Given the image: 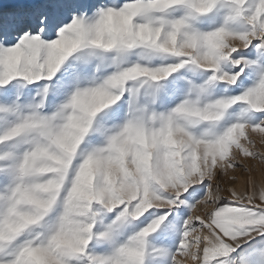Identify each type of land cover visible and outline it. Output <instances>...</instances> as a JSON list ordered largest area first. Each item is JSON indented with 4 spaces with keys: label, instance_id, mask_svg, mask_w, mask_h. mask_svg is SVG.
<instances>
[{
    "label": "snow or ice",
    "instance_id": "obj_1",
    "mask_svg": "<svg viewBox=\"0 0 264 264\" xmlns=\"http://www.w3.org/2000/svg\"><path fill=\"white\" fill-rule=\"evenodd\" d=\"M0 264H264V0H0Z\"/></svg>",
    "mask_w": 264,
    "mask_h": 264
}]
</instances>
